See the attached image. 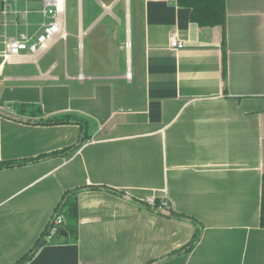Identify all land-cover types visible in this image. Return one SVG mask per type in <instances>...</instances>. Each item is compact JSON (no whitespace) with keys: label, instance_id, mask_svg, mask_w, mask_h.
I'll use <instances>...</instances> for the list:
<instances>
[{"label":"crops","instance_id":"0c3cea01","mask_svg":"<svg viewBox=\"0 0 264 264\" xmlns=\"http://www.w3.org/2000/svg\"><path fill=\"white\" fill-rule=\"evenodd\" d=\"M8 3L27 14L4 15L0 0V53L3 34L34 36L43 22L41 2ZM225 16L207 28L176 0H66L61 34L0 58V162L78 144L80 126L41 123L53 117L84 120L87 135L67 155L0 170V264L82 187L123 195L80 192L77 242L25 264H264V0H225ZM149 199L196 223L136 203ZM198 224L195 246L173 255Z\"/></svg>","mask_w":264,"mask_h":264},{"label":"trees","instance_id":"16d2710c","mask_svg":"<svg viewBox=\"0 0 264 264\" xmlns=\"http://www.w3.org/2000/svg\"><path fill=\"white\" fill-rule=\"evenodd\" d=\"M176 2L178 6L188 8L190 10V21L195 23L199 27H224L225 25V0H176ZM20 109L22 110V112L25 111L23 106H21ZM36 110L37 113L40 114L39 109ZM67 122L76 123L80 126L81 134L78 144H75L74 146L60 152L51 153L45 157H39L31 160H13L8 162H0V170L4 168H12L30 163H36L49 157L67 155L72 151H75L81 145V143L85 139H87L84 120H81L79 118H72L70 116H61L47 119L41 123H43L44 125H58L65 124ZM100 189L110 191L116 195H123L121 192H118L116 190L102 187H82L64 191L60 201L54 209L53 214L51 215L50 220L40 233L33 247L12 264L27 263L35 255L38 249L46 244L76 243L78 240V194L84 190ZM136 203L158 214L165 212L169 213L170 216L177 217L179 219H188L193 223H196L192 218H188L186 216L172 212L169 204L167 203L166 207H161L163 201L159 199H154L153 205H149L146 201H136ZM58 217H61L62 220L59 224H55V221ZM259 224L260 227L264 229V175L262 176L261 184ZM199 237L200 225L198 224V228L196 229V233L193 239L188 244L175 251L173 255L189 252L195 246V244L199 240Z\"/></svg>","mask_w":264,"mask_h":264},{"label":"built area","instance_id":"2783aa9c","mask_svg":"<svg viewBox=\"0 0 264 264\" xmlns=\"http://www.w3.org/2000/svg\"><path fill=\"white\" fill-rule=\"evenodd\" d=\"M9 1L41 2L42 8L40 14L43 18V22L40 26L39 33L34 36L24 32L19 34L16 38H8L3 34L4 49L0 53V58H2L3 61H8L22 53L35 55L55 36L61 34L60 17L64 14L66 0H3L4 7L2 12L4 15L7 13H13L14 15H19L22 19H25L27 11H18L8 3ZM169 45L176 49H182L184 47L182 42H179L174 38H171ZM146 202H148L149 205H153L154 199H149ZM161 207H166V203L163 202ZM61 220L62 218L58 217L55 224H59Z\"/></svg>","mask_w":264,"mask_h":264},{"label":"rangeland","instance_id":"374dc122","mask_svg":"<svg viewBox=\"0 0 264 264\" xmlns=\"http://www.w3.org/2000/svg\"><path fill=\"white\" fill-rule=\"evenodd\" d=\"M29 5H31V3L29 4ZM33 5V4H32ZM35 6L37 7V5L35 4ZM35 17V16H34ZM31 18H32V16H31Z\"/></svg>","mask_w":264,"mask_h":264},{"label":"water","instance_id":"95a60500","mask_svg":"<svg viewBox=\"0 0 264 264\" xmlns=\"http://www.w3.org/2000/svg\"><path fill=\"white\" fill-rule=\"evenodd\" d=\"M163 214H165V212Z\"/></svg>","mask_w":264,"mask_h":264}]
</instances>
